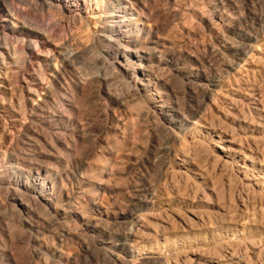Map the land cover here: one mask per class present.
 <instances>
[{
  "label": "rangeland",
  "instance_id": "obj_1",
  "mask_svg": "<svg viewBox=\"0 0 264 264\" xmlns=\"http://www.w3.org/2000/svg\"><path fill=\"white\" fill-rule=\"evenodd\" d=\"M4 1L15 7L28 21L41 24L47 31L44 37L51 41V44L39 40L37 47L32 44L25 47L23 57L26 66H11L8 76L5 75V70L1 69L0 171L4 169L2 165L9 162L10 155L18 154V157L21 156L19 158H26L24 148L25 136L28 134L26 128L29 126L28 110L41 102L40 99L44 97L41 87L48 80H52L51 66L47 60L58 56L57 47L66 43L72 52L91 50L88 51L89 55L86 53L87 57L84 55L85 60L80 61L82 65L78 64L81 65L78 67V74L68 76L67 95L75 108L69 107L68 104L63 107L62 101H59L66 115L74 114L75 118L81 121V127L85 129L84 132L87 131L85 134L88 133V136L82 142L69 134L58 140L51 137L48 129L42 128L41 133L47 141L38 136L40 141L38 140L35 161L51 160L50 156L55 150L63 151V145L71 143L77 157H84L85 160L90 158L89 161L94 159L92 162L95 161L97 166L100 161V167L105 160L97 152V143L102 138L104 142H114V136L108 128L111 123L108 117L114 112V119L124 121L128 128L126 144L113 147L116 151H113V158L107 165L114 171L109 177L111 179L106 180L108 189L105 194L98 190L100 198L110 206L119 203L124 205L134 197L131 191L133 186L146 178L157 191V197L154 198L155 209L144 214V222L148 226L147 230L143 229L149 234L146 233L143 243L145 250L139 252V255L135 252L137 260L122 254V262L116 260L117 263H111L108 254L103 255L96 245L94 237L92 239L88 234L85 235L78 229L77 223H69L70 236H74L72 239L65 235L56 239L54 234L59 229L50 223L51 218H38L36 225H39L44 238L48 236L47 240H50V243L53 241V247L61 245L65 254L67 253L66 256L74 258L77 264H147L144 259L158 252L167 258L170 264H197L192 262L196 258L203 260L202 264H211V260L224 261L223 256L227 252H232L234 264H264V2L231 0L237 6L234 12L235 25L245 32L259 36L260 44L248 48L250 54H247L248 58L245 57V62H241L243 66L239 67L240 71L237 68L238 73L233 71L227 75L223 71V61L210 59L213 67L219 70L223 82L222 90L218 91L220 101L210 105L204 117L200 119L198 127L188 126L182 129L179 134H184V139L172 143L161 129L165 121L156 112L154 105L157 102L154 105L145 103L155 114L144 120L137 118L135 112L133 113L135 106H131V103L128 104L130 112H123L115 106L111 108L112 111L109 110L101 78L109 72L98 62L100 50L91 44L94 32L97 31L95 23L104 3L100 2L98 5L97 0H70L69 3L61 0L65 8L64 13L59 14L48 7L39 12L32 7L20 5L16 0ZM137 1L146 5L140 6L151 16V34L171 41L174 44L173 54L177 50L174 55L200 59L209 56L205 46L211 36L206 28V21L215 16L204 0ZM27 40L29 42V38ZM102 47L105 45L102 44ZM244 49L247 50V47ZM39 66L46 72L45 81L36 77ZM162 75L164 81H171L170 85L178 91L181 103L185 105L184 88L170 80L166 73ZM75 80L83 82V92L79 93L80 95L73 88ZM109 81V85H113L109 88L111 87L113 93L116 92L114 94L117 97L121 100L128 98L131 92L128 86L114 79ZM33 88H38L37 92ZM19 102L25 109L24 113V109L17 108ZM13 105L16 106L14 110ZM192 117L194 116L190 114L188 119L193 120L190 119ZM207 133L212 135L207 136ZM220 147H231L235 150L232 155L237 156L239 167L232 164L224 167L215 162V158H221ZM104 163L103 165H106V162ZM21 179L24 181V178ZM18 189L22 190L19 187ZM1 190L3 189H0V238L10 256L8 264H62L51 261L46 252L40 257L36 254L32 241L33 233L25 226L23 214L15 211L11 205L13 202L17 204V200H12L9 190ZM155 230H159L158 235ZM76 233L83 234L87 242L78 240ZM53 237L55 241L52 240ZM150 242L153 244L152 249Z\"/></svg>",
  "mask_w": 264,
  "mask_h": 264
},
{
  "label": "bare ground",
  "instance_id": "obj_2",
  "mask_svg": "<svg viewBox=\"0 0 264 264\" xmlns=\"http://www.w3.org/2000/svg\"><path fill=\"white\" fill-rule=\"evenodd\" d=\"M16 1L20 5L32 7V9L39 12L48 7L62 14L65 8L61 0ZM64 1L69 3L70 0ZM204 1L212 9L213 16H215L210 21H206V28L211 40L205 46L206 53L209 56L204 59L174 55L177 50L173 54L172 48L174 44L171 41L157 34H151V16L145 13L142 6H140L146 7L142 1H96L98 5L100 2L104 3V7L99 12L98 21L95 23L97 31L94 32L91 44L100 50L99 61L96 60L102 68L109 72L108 75L106 73L101 77L105 86L104 93L109 103V110L112 111L111 108L115 106L123 112H128L129 110L131 111L128 107V104L131 103V106L136 107H134V110L132 109L133 113L135 112L137 118L144 120L153 117L155 114L150 107L145 106L147 105L145 103L154 105L157 102L154 105L156 112L165 121L161 125V129L168 137L169 142L171 141L172 143L175 140L184 139L182 137L184 134H179L182 129L188 128V126L198 127L200 119L204 117L210 105H215L217 101H220V92L218 93V91L222 90L223 82L221 81L219 70L213 67L210 59L223 61L225 70H222L225 74L229 75L233 71L238 73L237 68L239 69V67L243 66L241 62H245V57L250 52L248 48L256 47L261 41L259 36L245 32L235 25L234 12L237 6L231 0ZM195 2L197 1L195 0ZM261 2H264V0H261ZM177 5L180 4L177 3ZM33 22L35 21H28L26 17L20 15L15 7L4 0H0V72L3 68L6 76L11 71V66L14 65L20 68L25 65L23 57L25 47H29L31 44L37 47L39 40L51 44V41L49 42L44 37L47 31L38 22ZM27 38H29V42ZM240 40L242 43H239ZM65 44L63 43L57 47L58 56H53L47 60L50 63L48 65L51 66L50 76L52 80H48L41 87L42 91H44V97L40 99L41 102L33 105L30 111L28 110L30 116H27L29 119L27 124L29 126L26 128V134H28L25 136L26 148H24L26 158L23 155L25 159L19 158L21 156L19 155L18 157V154L10 155L9 162L2 165V169H4L0 171V189H3L1 192L5 191V189L9 190L12 200H17V204L13 202L11 205L15 211L23 214L25 226L33 233L32 241L39 257L44 254L43 252H46L53 262L77 264L74 258L66 256L67 253L65 254L61 245L53 247L51 245L53 241L50 243V240H47L48 236L44 238L45 236L40 231L39 225H36L38 218H51L50 223L54 226L56 225L59 229L54 234L55 236L53 235L56 239L59 236L60 238L64 237V235L72 239L74 236H70L69 223H75V225L77 223L79 225L78 229L85 235L88 234L92 239L94 237L96 245L103 255L108 254L107 257L111 263L116 262V260L122 262V254L129 255L137 260L135 252L139 255V252L145 250L143 243L149 233L144 231L145 229L147 230L148 226L144 222V214L146 211H152L156 207V202L154 201V198L157 197L156 187L151 184L149 179H143L140 184L133 186L131 191L134 197L130 198L131 200L129 199L128 203L124 205L119 203L120 205L114 204L113 206L104 203L105 200L103 201L100 198L98 192L100 190L102 194H105L108 189L106 180L109 179L114 170L109 168L107 163L111 162L112 155L116 151L113 147L126 144L128 128L124 121L115 120L114 112L113 115H109L108 118H110L111 123L109 122L110 126L108 128L111 130V135L114 136V142L110 141L109 143L108 140L104 142L105 140L103 141L102 138L97 143L99 145L98 148H96L97 145L95 147L98 150L96 151L104 158L107 166L103 165L104 162H102L99 167L100 161L98 166L95 165V161L92 162L93 158L92 161H89L90 158L88 160L83 159L84 157L80 159L74 154L71 143H65L63 151L55 150L50 156L51 160L35 161V154H37L39 146L38 136L47 141L46 137L41 133L42 128L48 129L51 137H55L58 140L69 134V136L73 135L76 137L77 141L82 142L88 136V133L87 135L85 134L87 131L84 132L85 129L83 128V130L81 127V121L79 122L74 114L66 115L62 109L67 104L69 107L75 108L72 100L70 101L67 95L66 88L69 87L68 76L69 74H78V67L82 65L80 61L84 59V55L87 57L89 55L88 51L91 52V50L87 51V49H84L72 52ZM102 44L105 47H102ZM245 46L247 50L244 49ZM115 51L116 53H114ZM91 56L89 57L91 58ZM79 63L81 64L80 66H78ZM92 63L94 64L93 61ZM37 71L38 76L36 77L45 81L46 72L43 67L39 66ZM163 73H166L170 76V80L179 83L184 88L185 105H182V99L178 91L170 85L171 81L162 79ZM109 79H114L130 88L131 92L128 98L125 95L127 99L121 100L114 94L116 92L113 93L111 91L109 86L113 85H109ZM82 84V80L73 81V88L78 94L83 92L84 85ZM38 86L40 87V84ZM33 90L37 92L38 88H33ZM84 97H86V94ZM17 106H19L17 107L18 109H24L21 102ZM12 107L14 110L16 106L13 105ZM190 114L194 116L190 118L193 120L188 119ZM106 116L108 115L106 114ZM209 135L212 134L207 133V136ZM219 135L217 136L219 137ZM220 148L222 149L221 158H215V162L224 167L227 164L239 167V163L236 161L237 156L234 157L232 155L235 150L231 147ZM5 152L7 153L8 151ZM5 154L4 158H6ZM105 176L108 178L105 179ZM21 178H24V181H21L23 180ZM18 187L22 190H19ZM158 231L155 230L157 235ZM82 235L76 233L75 237L84 243L86 240H84L85 236L83 237ZM54 237L52 240H54ZM149 245L152 246V249V242ZM158 253L146 257L144 261L147 264H170L167 258ZM223 257L225 258L224 261L213 262L211 260L210 263H235L232 261V257H234L232 252H227ZM47 258L49 259L48 256ZM9 260L10 256L4 249V241L0 238V264H8ZM202 261L198 258L192 260L193 263L197 264H202Z\"/></svg>",
  "mask_w": 264,
  "mask_h": 264
}]
</instances>
